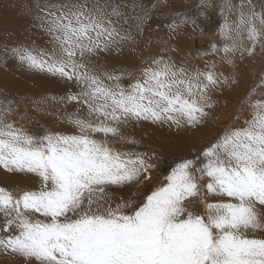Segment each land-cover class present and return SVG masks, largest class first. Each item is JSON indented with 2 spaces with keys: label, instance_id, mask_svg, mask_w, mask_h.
<instances>
[{
  "label": "snow or ice",
  "instance_id": "snow-or-ice-1",
  "mask_svg": "<svg viewBox=\"0 0 264 264\" xmlns=\"http://www.w3.org/2000/svg\"><path fill=\"white\" fill-rule=\"evenodd\" d=\"M220 7L225 43L212 47L223 51L222 59L255 55L257 45L264 51V4L259 12L252 0H224ZM36 8L51 49L14 47L12 55L77 83L80 91L61 99L82 108L66 116L76 130L70 134L34 136L0 117V167L41 179L38 189L0 187V252L26 264H264V99L250 98L243 126L218 135L202 160L179 158L141 204L128 212L125 204L113 208L109 187L138 183L154 165L146 154L115 150L108 137L122 138L131 120L201 124L220 76L214 66L190 71L160 57L127 88L106 84L88 57L128 38L117 27L122 5L44 0ZM169 20L172 31L196 24L187 11L170 13ZM193 200L199 210L190 207Z\"/></svg>",
  "mask_w": 264,
  "mask_h": 264
},
{
  "label": "rangeland",
  "instance_id": "rangeland-1",
  "mask_svg": "<svg viewBox=\"0 0 264 264\" xmlns=\"http://www.w3.org/2000/svg\"><path fill=\"white\" fill-rule=\"evenodd\" d=\"M24 2L28 3V6L34 5L36 7L38 2L42 4L44 0H25ZM113 2L121 4V11L124 13V16L117 24L121 34L128 37L124 39L121 50L124 49L129 39L138 45L133 50L131 49L132 51L129 49L130 51H127L128 54L121 51L124 56V58L122 56V59L124 60L119 59L113 50V53L109 50L98 51L97 60H99V64L95 68V72L104 79L106 84L114 85L119 83L121 87L127 88L131 83L135 82L134 77L138 76L145 66L150 65L154 58L164 57L170 59L178 67L184 66L182 61H175L177 56L183 58L184 53L187 59L195 63L194 65L190 62V71L195 70V68L204 70L206 66H214L213 70L216 71L221 80L220 85L210 91L211 107L205 109L207 115L201 124L195 127L185 124L180 128L164 123L167 124L165 125L167 128L170 127L168 128L171 130L170 139L165 136L162 139H158L155 135L146 136V132H141L138 126L136 127L132 123H136V121L131 120L127 125L122 126V138L119 136L108 137L110 145L115 150L146 154L151 157V163L154 165L147 176L142 177L138 183L123 186L113 185L116 186V191L112 192V190H109L111 206L115 208L118 204H125L124 211L128 212L134 206H138L143 202L146 195L157 187L158 183L175 166L179 158L202 160L200 153L218 135L229 127L243 126V122L249 117L250 112L248 100L250 98L264 99V88L258 87L261 77L264 76V51L257 45L255 55L245 53L242 57L240 52H236L231 57L232 62L228 63L222 59L224 56L223 51H215L213 49L212 45L215 44L222 49L225 43L219 35L220 24L224 22L220 6L224 0H113ZM232 2L239 5L242 0H232ZM252 3L255 5V10L259 12L264 0H252ZM4 9L6 8L2 10L4 11ZM35 9L34 14L38 12V9ZM177 11H187L188 15L196 20L195 25H180V27H188L187 32L190 31V27L192 28L186 37H182V32L173 34V31L167 26L170 23V13ZM22 16L23 14H21L19 19ZM229 16L231 19H235L234 13H230ZM9 18L11 19L9 20ZM7 21L10 22V26L7 28L8 31L1 30L0 27V117L4 118L5 122H10L15 127L22 128L34 136H43L49 132L65 134L75 132V128L67 121L66 116L76 113L78 107L68 109L66 106L69 101L67 100L61 104L54 102L58 100V98H53L58 96L55 92H52L53 94L50 93V97L48 94L49 98L46 96L45 99H41L36 104L33 101L32 93L28 91L22 92V88L18 91L19 86L16 85V82H14L16 86L12 87L8 84L5 85V80H1L3 78H14L16 81L17 72L20 74L17 66L20 67L21 62H16V58L11 52L12 48L25 46L33 50H39L46 49V43H48V41L41 39L42 41L35 44L27 37L28 31H31V26L33 27L34 24L27 29L26 21V23H21L17 19L15 21L11 16L5 18V22ZM35 22L37 29L45 36L43 29L39 26V20L36 19ZM135 37H139L136 41L141 44L134 42L133 39ZM110 57H112L111 61H109ZM16 68H18L17 72ZM231 71L234 72L232 73ZM106 73H111L119 79L108 80L106 79ZM45 74L46 77L47 73ZM240 78L242 81H239ZM226 84L229 86L228 89ZM254 88L255 91H253ZM225 89L231 91L227 96L224 94V91H227ZM67 92L74 93V89L72 88L71 91ZM45 104L48 106L49 113L37 108ZM52 105H54V108L57 107L58 110H60L59 107L63 106L61 107L62 114L56 110L55 113L51 112L50 110L52 109H49V107ZM5 109H8V111H5ZM86 114L87 110L84 109L81 115L86 116ZM46 117L47 119L45 120ZM138 133L140 134L138 135ZM172 137L175 138L172 139ZM97 138L103 139L104 137L102 134H98ZM179 143H181V147ZM0 173V187L13 190L38 189L34 185L40 186L41 184V179L35 174L9 172L3 167H0ZM29 175L35 176L32 179L36 180L37 183L32 181ZM206 182V179L200 181L201 184ZM206 195L207 193L202 188L201 196ZM208 199L211 200L214 197H208ZM190 207L199 210L200 201L193 200ZM38 218L43 219V217ZM2 223L3 217L1 215L0 225ZM0 264H26V262L22 257L0 252ZM33 264H35L34 261Z\"/></svg>",
  "mask_w": 264,
  "mask_h": 264
},
{
  "label": "bare ground",
  "instance_id": "bare-ground-1",
  "mask_svg": "<svg viewBox=\"0 0 264 264\" xmlns=\"http://www.w3.org/2000/svg\"><path fill=\"white\" fill-rule=\"evenodd\" d=\"M20 0H0V27H1V30H5V31H8L7 28L10 26V22H5V18L8 17V16H11L14 18V20L18 22H21V23H26L27 22V29H29V27L31 25H33V27L31 26V31H28L27 33V37L35 44L39 43V41H42L41 39H44L45 41H48V43H46V49H51V44L49 43L50 41V37L46 34V32L43 30L45 36L40 33V31L37 29V25H36V14L34 9L36 7H34V5L32 6H28L24 1H20ZM23 4V5H22ZM30 7V9H28V7ZM34 9H33V8ZM3 8H6L4 9V11L2 10ZM36 10V9H35ZM21 14H23L22 18H20ZM11 18H9L10 20ZM130 19V18H129ZM26 21V22H25ZM33 22V23H32ZM35 22V23H34ZM187 28L188 27H178L175 31H173V34L175 33H180L182 32V37H186L187 34H189L191 32V27H190V31L187 32ZM186 29V30H185ZM187 32V33H186ZM33 34V35H32ZM35 37V39H34ZM190 37V36H189ZM139 38V37H135L133 40L134 42H137L139 44H141L139 41H136V39ZM188 40H190V38H188ZM192 41V40H191ZM131 42V40L129 39V41L126 43V45L124 46V49L121 50L122 48V45L124 44V40L120 41L118 39V43H116L115 45H112L110 46V48L108 49L110 52H114V54H116L119 59L121 60H124L122 59V52H126L130 49L133 50L134 47H136L138 44L136 43H133ZM121 45V46H117V45ZM190 45V44H189ZM17 47V46H16ZM25 47V46H24ZM29 48V47H27ZM181 49V48H180ZM185 49V48H184ZM129 50V51H130ZM131 50V51H132ZM112 52V53H113ZM125 53V55H126ZM131 53V52H130ZM128 54V53H127ZM177 54V53H176ZM130 55V54H129ZM179 55V54H178ZM177 56V55H176ZM183 58H181V56H177V58H175V61L177 62H180L182 61L184 63V66L186 68H190L191 67V63L192 61H190L189 59H187L186 57V54L184 53ZM98 58V52H96L95 54L91 55L88 57V63H89V68L95 72V68L98 66L99 64V60H97ZM111 58L109 59V61H111ZM124 58V56H123ZM129 60V59H128ZM16 62L17 63H20V61L18 59H16ZM129 62V61H128ZM194 65L195 63L192 62ZM225 63V62H224ZM19 68V72L20 74H18V68H16V72H17V78H16V81L14 78L12 79H6V78H3L1 80H5V85L8 84L12 87H15L16 85H18V91L22 88V92H29V93H32L33 94V101L34 103L36 102V104L38 102H40L41 99H45L46 96L47 98L50 97V93L53 94L52 92H55V94H57L58 96L57 97H53V98H58V100L54 101V102H59L60 104L61 103H64L65 100H62L61 98L62 97H66L68 95V92L67 91H71L72 88L74 89V93H78L80 91V86L75 83L74 81H68L66 79H63L57 75H53V74H50L46 71H39V70H34V69H30L28 67H26L25 65L21 64V66H17ZM237 67V66H236ZM227 68V67H225ZM196 69V68H195ZM235 69V68H234ZM238 69V68H237ZM216 72V71H215ZM232 73L234 71H231ZM230 72V73H231ZM45 73H47V76L45 77ZM241 73H244V72H241ZM240 74V73H238ZM244 75V74H243ZM237 76V75H236ZM239 77V76H238ZM239 81H242V79L240 78ZM16 82V85L15 83ZM236 83V82H235ZM238 83V82H237ZM15 85V86H14ZM240 86H241V83H240ZM237 87V86H236ZM226 88L228 89L229 86L226 84ZM225 89V90H227ZM17 90V88H16ZM236 91V90H234ZM225 93V96L228 95L229 92H231L230 90L228 91H224ZM48 94H49V97H48ZM44 96V97H43ZM45 102V101H44ZM69 102L67 104V108H75V107H78L77 110L81 109L82 108V105H78L76 104L75 102ZM46 105V104H45ZM42 105V106H38L37 108H39L40 110H43L45 111V113L48 112V106L46 105ZM45 106V107H44ZM54 105L50 106L49 109H52L50 110L51 112L55 113L56 111L60 114H62V108L63 106L59 107L60 110L57 109V107H53ZM60 106V105H59ZM56 110V111H55ZM49 113V112H48ZM47 119V117L45 118V120ZM210 120V119H209ZM135 121V120H134ZM136 127L138 126V128L140 129L141 132L145 133L146 132V136H157L158 139H162L163 136L167 137V139H170V127H166L165 125L167 124H164V123H153L152 121H146V120H140V121H136L135 122H132ZM171 125V124H170ZM129 127V126H128ZM183 127V126H180V128ZM174 130V129H173ZM180 130V129H179ZM178 130V131H179ZM183 133V132H182ZM140 133H138L139 135ZM148 134V135H147ZM174 134V133H173ZM178 135V133H176ZM185 134V133H184ZM137 137V136H136ZM175 138V137H172V139ZM183 138V137H182ZM155 139V138H154ZM171 139V140H172ZM177 139V138H176ZM180 139V138H179ZM166 140V139H165ZM163 140V141H165ZM178 140V139H177ZM178 142V141H177ZM156 143V142H155ZM161 143V142H160ZM166 143V142H164ZM173 143V142H172ZM182 143V142H181ZM179 143V146L180 144ZM176 144V143H175ZM186 144V142H185ZM184 144V145H185ZM182 146V145H181ZM180 146V147H181ZM169 147V146H168ZM167 147V148H168ZM30 179L32 181H34L35 183H37L36 180H33L32 178L35 177V176H32V175H29ZM38 177V176H37ZM0 178H1V173H0ZM130 185V184H129ZM128 185V186H129ZM35 187L39 188L40 186L39 185H34ZM109 190L112 192H115L116 191V186H110L109 187ZM2 214H0V217H1Z\"/></svg>",
  "mask_w": 264,
  "mask_h": 264
}]
</instances>
